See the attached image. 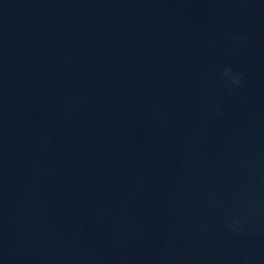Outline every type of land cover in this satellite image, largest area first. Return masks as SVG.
Listing matches in <instances>:
<instances>
[{
    "label": "water",
    "instance_id": "water-1",
    "mask_svg": "<svg viewBox=\"0 0 264 264\" xmlns=\"http://www.w3.org/2000/svg\"><path fill=\"white\" fill-rule=\"evenodd\" d=\"M0 187L85 264H264V0H0Z\"/></svg>",
    "mask_w": 264,
    "mask_h": 264
},
{
    "label": "clouds",
    "instance_id": "clouds-1",
    "mask_svg": "<svg viewBox=\"0 0 264 264\" xmlns=\"http://www.w3.org/2000/svg\"><path fill=\"white\" fill-rule=\"evenodd\" d=\"M238 41L243 40L242 37H237ZM225 78L224 88L228 92H231L234 88H240L243 84V76L241 73L235 72L232 68H226L223 72ZM216 114L220 115L219 110H216ZM255 209V205H251ZM228 227L234 232H243L247 223V216L243 214H233L227 218L226 221Z\"/></svg>",
    "mask_w": 264,
    "mask_h": 264
}]
</instances>
